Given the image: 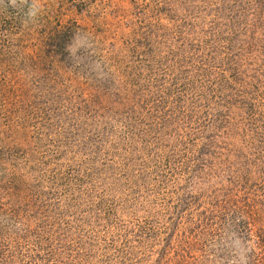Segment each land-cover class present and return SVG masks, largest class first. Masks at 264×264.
I'll return each instance as SVG.
<instances>
[{"label": "rangeland", "instance_id": "rangeland-1", "mask_svg": "<svg viewBox=\"0 0 264 264\" xmlns=\"http://www.w3.org/2000/svg\"><path fill=\"white\" fill-rule=\"evenodd\" d=\"M0 264H264V0H0Z\"/></svg>", "mask_w": 264, "mask_h": 264}, {"label": "clouds", "instance_id": "clouds-1", "mask_svg": "<svg viewBox=\"0 0 264 264\" xmlns=\"http://www.w3.org/2000/svg\"><path fill=\"white\" fill-rule=\"evenodd\" d=\"M11 6L13 7H17V4H18V0H9ZM21 3H27V0H20ZM31 14V13H29Z\"/></svg>", "mask_w": 264, "mask_h": 264}]
</instances>
